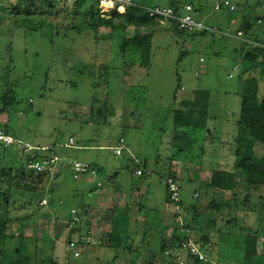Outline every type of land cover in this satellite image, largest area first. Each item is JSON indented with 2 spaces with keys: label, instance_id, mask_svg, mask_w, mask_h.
<instances>
[{
  "label": "rangeland",
  "instance_id": "rangeland-1",
  "mask_svg": "<svg viewBox=\"0 0 264 264\" xmlns=\"http://www.w3.org/2000/svg\"><path fill=\"white\" fill-rule=\"evenodd\" d=\"M47 1H40L42 8H34V15L25 16L12 9L18 6L22 11L29 0H0V68L4 78L0 97L10 87L17 99L5 110L0 100V131H9L35 146L55 148L63 168L82 161L97 167L99 175L75 179L69 168L56 179H47L42 183L47 191L54 182L46 196L47 205L50 202L58 210L62 221L39 218L24 225L22 232L29 237L35 231L38 249L53 256L56 264H129L130 259L139 264H168L155 238L164 231L168 239L185 212L169 204L170 174L178 177L184 207H203L213 199L217 189L209 183L214 171H233L238 180L242 177L235 168L234 142L241 111V58L234 39L227 36L226 18H232L231 14L215 11L211 0H189L201 2L200 12L193 15L215 32L199 30L179 36L168 21L144 29L143 33L152 36L150 64L144 66L139 53L121 49L134 28L112 31L88 26L86 22L97 14L95 0H50L54 8ZM231 1L246 6L253 16H264V0ZM155 4L166 6L167 2L148 3ZM103 11L107 14L109 10ZM86 12L91 16L85 17ZM177 110L183 111L189 127L177 126ZM70 138L75 147H65ZM120 139L125 140L126 151L116 156L113 148ZM262 147L259 143L255 152L260 153ZM1 149L0 144V153ZM138 169L144 171L141 176ZM75 188L83 190L80 195L76 196ZM102 190L126 197L118 195L103 209L101 203H94L88 209L95 219L88 233L83 204ZM24 197L23 201H29V196ZM32 197L39 200L40 195ZM226 202L219 210L220 219L214 211L203 210L191 226L193 239L208 236L202 248L208 259L203 264H252L255 254H264V237L258 238L255 247L247 248L246 257L244 239L251 230L243 226L241 216L237 227L226 223L237 212L230 199ZM11 204L13 216L34 209L19 197ZM119 204L123 206L118 210ZM257 205H251L256 210L251 216L264 219V208ZM72 208L84 216L82 223L73 225L80 230L72 238L82 241L90 236V243L79 248L80 257L68 247ZM168 209L172 212L170 222L163 227L158 214ZM116 211L132 219L124 230L112 225ZM151 218L155 222L149 231L143 220ZM18 224L11 222L9 232L15 233ZM260 229L264 231V220ZM46 233L54 243L42 239ZM137 249L143 250L142 258Z\"/></svg>",
  "mask_w": 264,
  "mask_h": 264
},
{
  "label": "trees",
  "instance_id": "trees-1",
  "mask_svg": "<svg viewBox=\"0 0 264 264\" xmlns=\"http://www.w3.org/2000/svg\"><path fill=\"white\" fill-rule=\"evenodd\" d=\"M40 1L29 0L26 6L21 8L22 11H19L18 6L14 7L12 11L19 15L21 13V15L32 16L36 13L33 12L34 8H42ZM133 1L136 5L128 8L125 13H119L115 9L103 15L97 6V14L95 16L92 15L93 21L92 19L89 22H86V19L84 21L90 28H93L95 25L111 28L112 31L116 29L127 31L130 28H134L136 31L133 32L132 36L124 40L121 49L124 53L130 51L139 53L142 59L141 64L147 66L150 64L152 56V36L149 33H143L142 30H152L161 24L151 17L145 8L161 5L155 4L150 6L148 5L150 0H146L145 3ZM165 1L167 2L166 6L172 8L178 15L183 14L184 7L187 4L193 5L196 13L200 12L202 5L200 1L194 3L189 2V0ZM39 4L40 7L38 6ZM47 5L55 7V4L50 0L47 1ZM1 9H3V6H0ZM221 12L231 14L232 18H226V22H228L226 26L230 30L229 35H226L234 39V42L237 44L235 50L238 51L241 58V111L237 120V132L234 142L235 168L241 171L242 177L238 180L233 171H214L209 186L215 187L217 194L206 206L200 207L196 204H190L184 207L183 201H181L179 207L182 209V212L185 211V214L183 213L182 215L184 219L177 221L176 225L178 226L175 227L174 225L175 228L171 231L169 240L165 239L166 232L160 234L159 250L161 254L177 248L187 238L186 234L181 232L182 228L190 230L192 237H194L191 226L198 221L200 213L203 210L214 211L219 217H216V219H220V216L223 215L219 210L223 205L227 204L226 199H230L233 204L232 206L237 210L226 223L231 227L234 225L237 227V223L240 220L239 217L241 216L243 226H247L246 229L251 230L244 239L246 257L249 255L247 248L250 246L255 247L258 238L264 237V231H260V225H262L264 219L262 217H256L255 219V216H251L253 213L256 214V210L251 205L258 207L259 205L257 204H261L260 208H264V16H253L246 6L240 7L239 5L236 6L235 11L223 9ZM84 16L89 17L91 14L86 12ZM1 21L2 18L0 17ZM168 22L179 36L183 33H188L179 31L178 24L175 21L168 20ZM206 32L212 33L213 31L204 30V33ZM239 33H242L241 37H238ZM185 54V52L182 53L181 59ZM3 79L0 68V83ZM0 100L4 110L10 108L17 100L15 91L10 89V87L3 90ZM174 116L177 126L182 128L189 127L190 123L186 120L187 117H184L183 111H175ZM2 133L11 135L9 131H2ZM259 143L263 147L260 153H256L255 150ZM0 144L2 145L0 153V264H56L57 261L53 256L46 254L45 250L42 252L38 249L39 238L35 231L29 237H25L22 232L24 225L35 223L39 218L54 220L56 222L62 221L61 216H57L58 210L54 209L50 202L47 206L40 205V202L46 196H50L49 194L53 190L54 182L51 183L52 186L47 191L42 186V183L48 179V175L44 173L35 174L33 171L27 169L28 158L19 145L13 144L6 147L2 142ZM54 155L57 156L55 148L49 152L38 154L37 158H52ZM95 168L97 169V167ZM59 169L62 173L64 169L66 171L68 168H63L60 165ZM142 172L144 173L143 170ZM168 178H172L178 183V177L175 174H170ZM227 192H229V197ZM32 194H39V200H35ZM24 196H29V201H23L25 199ZM18 197L21 199V202L30 206L32 205L34 209L30 212L26 211L23 215L13 216L11 201ZM169 204L173 205L170 197ZM70 214L71 219L69 218L68 225H71L72 222L71 210ZM14 221L19 223L16 231L15 233L9 232L8 227ZM116 224H122L120 227H124L127 225V221H121L118 216L113 215V226L115 227ZM89 227V224L86 223V228L89 229ZM79 230L80 228H75L74 226L70 228V232L67 235L70 238L68 240V247L74 241L72 238L74 232ZM50 237V234L46 233L42 239L52 240V237ZM77 241L80 245L86 243V240ZM195 241L202 249L207 244L206 242H208V236H202L198 241ZM52 243H54L53 240ZM137 253L142 258V251L138 250ZM203 263L205 262H196L195 264ZM130 264H137V262L131 259ZM252 264H264V254H255Z\"/></svg>",
  "mask_w": 264,
  "mask_h": 264
},
{
  "label": "built area",
  "instance_id": "built-area-1",
  "mask_svg": "<svg viewBox=\"0 0 264 264\" xmlns=\"http://www.w3.org/2000/svg\"><path fill=\"white\" fill-rule=\"evenodd\" d=\"M215 11H222L223 9H228L229 11H235L236 5L232 3L231 0H211ZM97 6L100 7V12L105 14L104 9L117 10L119 13H125L126 10L130 7L135 6L133 0H95ZM143 8V7H142ZM149 15L155 18L160 23H164L168 20H173L178 24V30L181 32H194L197 30H209L215 32L213 28L207 27L203 22L195 19L194 13L195 9L191 4H187L184 7V12L181 15L176 14V12L167 6H155L150 8H145ZM107 11V12H109ZM260 22V21H259ZM242 33L238 34V37H241ZM203 61V59H201ZM0 142H2L6 147L13 144H18L25 156L28 158L27 169L33 171L35 174H46L48 179H56L59 173V158L54 155L52 158L39 159L37 158L38 154L49 152L54 150L53 147H39L35 146L32 143L24 142L17 139L12 135H6L0 132ZM120 144L113 148L114 154L116 156H122L126 150L125 140L120 139ZM65 147L72 148L75 147V141L73 138H70L69 142L65 144ZM73 176L75 179H79L82 176H91L98 177L97 169L89 163L76 161L72 165ZM138 176L143 174L142 170L138 169L136 171ZM167 187L170 193V199L173 204L178 208L181 200L180 186L172 178L167 179ZM48 200L44 198L41 201L42 205H47ZM63 202L61 201V204ZM72 213V222L70 227L73 225L82 223L84 216L76 209L71 210ZM182 233H185L187 238L175 249H171L165 252V256L169 261L168 264H195L196 262H206L207 254L200 246L197 245L194 237H192L190 230L182 228ZM90 237V236H89ZM89 237L86 240V243H90ZM81 245L78 241H72L69 244V249L74 251L75 257H80L81 252L79 248Z\"/></svg>",
  "mask_w": 264,
  "mask_h": 264
},
{
  "label": "crops",
  "instance_id": "crops-1",
  "mask_svg": "<svg viewBox=\"0 0 264 264\" xmlns=\"http://www.w3.org/2000/svg\"><path fill=\"white\" fill-rule=\"evenodd\" d=\"M162 6V5H161ZM193 6V5H192ZM198 13V12H197ZM40 147H42V146H40ZM43 147H47V146H43ZM113 148V147H112ZM68 169L69 168H71V170H72V166H70V167H68V166H66ZM73 172V171H72ZM61 174V170L59 171V173H58V175H57V177L59 176ZM99 175V174H98ZM56 177V178H57ZM83 177V176H82ZM80 179V178H79ZM50 181V180H49ZM98 186L99 187H103V184L102 183H98ZM75 191H78V194L76 195V196H78V195H80V193L83 191L82 189L80 190V192H79V188H75L74 189V192ZM96 194V193H95ZM141 194V193H140ZM120 196V197H126V195L125 194H118V193H116V191L115 192H113V191H106V190H102L101 191V193L99 192V195H97V197L95 198V199H93L92 201L91 200H85V205L83 204V208L86 210L85 211V213H86V215H87V220H86V223L87 224H89V229H88V233H90L91 232V230L90 229H92V223L94 224V221H95V219H92V216H91V213H89V211H88V209L89 208H91L93 205H94V203H101L102 204V209L104 208V206H105V204H107L106 205V207H109V205L108 204H112L113 203V199H115V198H117V196ZM128 197V196H127ZM133 197V195L131 196V198ZM136 197H138V194L136 193ZM123 201V200H122ZM120 206H123V204L121 205V204H119V206L117 207V209L119 210L120 208ZM171 206V205H170ZM117 209H115V210H117ZM171 211H170V209H168V210H166L163 214L162 213H159L158 214V219L157 220H159L158 222H162V225L163 226H166V221L167 222H170V220H169V216H171ZM113 215H115V216H118L119 217V219H121V221H127V220H130V221H132V219H130V217H129V215L127 214V213H121V214H118L117 213V211L116 212H113ZM166 215H168V216H166ZM144 216V215H143ZM127 218V219H125V218ZM141 218L143 219V217L141 216ZM138 221V220H137ZM140 221H142V220H140ZM144 221V224H146L147 226H148V228H147V230H149L150 231V229H151V224L153 223V222H155V220H153L152 218L151 219H146V220H143ZM111 222H112V225H113V216H112V220H111ZM152 222V223H151ZM160 223H158V225H159V229L160 228H162L161 226H160ZM168 224V223H167ZM117 225H119V226H121L120 224H116L115 225V227H117ZM171 228V227H170ZM125 228L124 227H121V229L120 230H124ZM144 229V228H143ZM163 229V228H162ZM98 230V229H97ZM114 231H116V230H114ZM161 232H162V230H160ZM118 232V231H117ZM164 232V231H163ZM115 232H113V231H111V235H110V239H112V240H114V239H116V237H115V234H114ZM144 233H146L145 232V229H144ZM149 235H150V233H148ZM100 238H103L104 239V236H102V237H100ZM159 238H160V236L158 235V236H156V238L155 239H157L158 240V242H159ZM102 240V239H101ZM137 250H139V251H142L143 252V250H141V249H137ZM152 254V253H151ZM130 262H129V264L131 263V259L129 260ZM142 262H144L143 260H142ZM137 264H139V263H137Z\"/></svg>",
  "mask_w": 264,
  "mask_h": 264
}]
</instances>
